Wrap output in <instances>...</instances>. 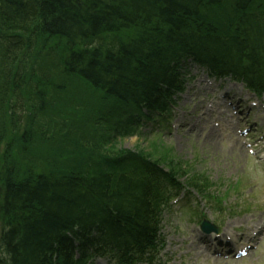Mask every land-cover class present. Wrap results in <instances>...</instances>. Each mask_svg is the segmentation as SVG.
Returning <instances> with one entry per match:
<instances>
[{
    "label": "trees",
    "instance_id": "trees-1",
    "mask_svg": "<svg viewBox=\"0 0 264 264\" xmlns=\"http://www.w3.org/2000/svg\"><path fill=\"white\" fill-rule=\"evenodd\" d=\"M187 58L264 85V0H0V264L154 244L174 168L109 144Z\"/></svg>",
    "mask_w": 264,
    "mask_h": 264
},
{
    "label": "rangeland",
    "instance_id": "rangeland-1",
    "mask_svg": "<svg viewBox=\"0 0 264 264\" xmlns=\"http://www.w3.org/2000/svg\"><path fill=\"white\" fill-rule=\"evenodd\" d=\"M194 69V68H193ZM193 71L189 73L191 75ZM188 75V76H189ZM202 82L206 80L202 76ZM198 81V85L201 84ZM198 90V88H197ZM186 92L179 99L176 109L182 111L184 107L192 106V98L187 95ZM199 94V92H198ZM94 95V94H93ZM92 95V96H93ZM92 97L88 100L92 103ZM94 98V96H93ZM117 106L113 104H107L103 106L102 113L108 114L112 110H116ZM192 109H189V113H192ZM194 111V110H193ZM177 112V113H178ZM127 113V114H126ZM130 113V109H126L121 114L126 117ZM124 117L121 121L124 120ZM222 119L226 118L225 115L221 116ZM190 120V121H187ZM186 122L196 123L197 129L200 127L208 128L211 126L213 121L205 117H194L191 115L185 119ZM173 120V124L175 123ZM260 124L264 129V117L260 118ZM215 123H222L216 120ZM170 123L163 127L160 131H155L152 126L148 124L145 127L135 128V131L131 132L118 140L115 143L109 144L111 147H117L122 150H134L142 151L153 159L159 161V163L167 168L170 165H186L193 167V171L190 173H202L205 172V176H208L212 181L217 182L219 188L228 189L230 195L234 192H240L244 202L243 207L247 210L241 212L239 216H233L230 218H248L249 221H253L258 216L264 214V177L261 173V163L257 158H253L248 153L250 147L245 145L243 137L238 139L233 138V123H229V131L232 133V138L228 137L223 132L216 130L217 140H212L213 147L210 145L211 139L205 135H199L197 130L191 136L187 135L188 127H181L177 131H171L169 129ZM264 131V130H263ZM180 139V141L178 140ZM187 169V168H186ZM180 181H185L184 177H180ZM237 189L229 188V185L233 184ZM186 217L179 220L176 216L170 220V225L181 226L179 232L185 231ZM168 231V228L165 229ZM169 232V231H168ZM170 233L171 238L178 237L177 231ZM180 237V236H179ZM264 246V245H263ZM193 263L204 264L202 259H193ZM211 264V263H210ZM226 264H264V247L260 249V253L255 258H250L244 261L231 262L228 261Z\"/></svg>",
    "mask_w": 264,
    "mask_h": 264
},
{
    "label": "bare ground",
    "instance_id": "bare-ground-1",
    "mask_svg": "<svg viewBox=\"0 0 264 264\" xmlns=\"http://www.w3.org/2000/svg\"><path fill=\"white\" fill-rule=\"evenodd\" d=\"M251 65L252 66H254V67H256L257 66V64H256V62H252L251 63ZM164 84V83H163ZM162 84V85H163ZM175 85V84H174ZM167 88L170 90V91H173V89L172 88H174V86H173V83H167ZM160 93V92H159ZM179 141H180V139H178ZM212 144H214V143H212V141H210V145L213 147V145ZM241 221L240 220H236V221H232V222H229L230 223V225L231 226H235L236 224H239ZM228 234V231H226V232H224L223 233V235H227Z\"/></svg>",
    "mask_w": 264,
    "mask_h": 264
}]
</instances>
